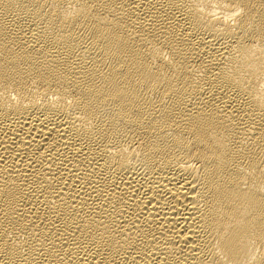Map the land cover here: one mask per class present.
I'll return each instance as SVG.
<instances>
[{"label": "bare ground", "instance_id": "6f19581e", "mask_svg": "<svg viewBox=\"0 0 264 264\" xmlns=\"http://www.w3.org/2000/svg\"><path fill=\"white\" fill-rule=\"evenodd\" d=\"M0 264H264V0H0Z\"/></svg>", "mask_w": 264, "mask_h": 264}]
</instances>
